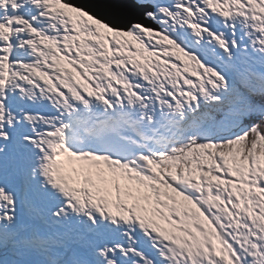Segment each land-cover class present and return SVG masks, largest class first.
I'll list each match as a JSON object with an SVG mask.
<instances>
[{
	"label": "snow or ice",
	"instance_id": "6c2138e0",
	"mask_svg": "<svg viewBox=\"0 0 264 264\" xmlns=\"http://www.w3.org/2000/svg\"><path fill=\"white\" fill-rule=\"evenodd\" d=\"M108 3L0 0V264H264V0Z\"/></svg>",
	"mask_w": 264,
	"mask_h": 264
},
{
	"label": "water",
	"instance_id": "95a60500",
	"mask_svg": "<svg viewBox=\"0 0 264 264\" xmlns=\"http://www.w3.org/2000/svg\"><path fill=\"white\" fill-rule=\"evenodd\" d=\"M72 3L80 7H84L94 15L104 20H109L113 23L116 22L115 18L107 13L109 8L108 0H74ZM92 6H94V8Z\"/></svg>",
	"mask_w": 264,
	"mask_h": 264
},
{
	"label": "rangeland",
	"instance_id": "374dc122",
	"mask_svg": "<svg viewBox=\"0 0 264 264\" xmlns=\"http://www.w3.org/2000/svg\"><path fill=\"white\" fill-rule=\"evenodd\" d=\"M80 1H82V0H80ZM92 7H93V6H92ZM121 183H122V185H123L125 182L122 181Z\"/></svg>",
	"mask_w": 264,
	"mask_h": 264
}]
</instances>
